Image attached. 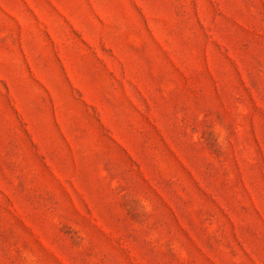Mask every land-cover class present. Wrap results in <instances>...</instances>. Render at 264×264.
Returning a JSON list of instances; mask_svg holds the SVG:
<instances>
[{"label":"rangeland","instance_id":"obj_1","mask_svg":"<svg viewBox=\"0 0 264 264\" xmlns=\"http://www.w3.org/2000/svg\"><path fill=\"white\" fill-rule=\"evenodd\" d=\"M0 264H264V0H0Z\"/></svg>","mask_w":264,"mask_h":264}]
</instances>
